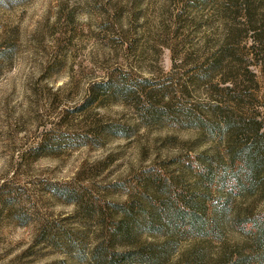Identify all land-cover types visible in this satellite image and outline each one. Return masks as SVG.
<instances>
[{
	"label": "rangeland",
	"instance_id": "374dc122",
	"mask_svg": "<svg viewBox=\"0 0 264 264\" xmlns=\"http://www.w3.org/2000/svg\"><path fill=\"white\" fill-rule=\"evenodd\" d=\"M259 127L264 0H0V264H264Z\"/></svg>",
	"mask_w": 264,
	"mask_h": 264
},
{
	"label": "trees",
	"instance_id": "16d2710c",
	"mask_svg": "<svg viewBox=\"0 0 264 264\" xmlns=\"http://www.w3.org/2000/svg\"><path fill=\"white\" fill-rule=\"evenodd\" d=\"M110 83L103 84L101 87L106 88ZM258 140L252 139L231 159L232 171L236 175L238 185L245 193H252L256 179L264 173V134L260 133V127L256 130ZM255 137V138H256ZM263 182V181H262ZM261 182V183H262ZM188 201L179 196L171 204L172 220L179 226H190L197 232H203L205 229H214L216 221L212 218L207 219L199 213H191L188 207ZM192 210V209H191ZM193 211V210H192ZM250 230L253 232L254 242L260 248L264 245V213L252 223H249ZM138 255L136 252H110L107 249L101 253L98 249L93 260L100 264H131L133 257Z\"/></svg>",
	"mask_w": 264,
	"mask_h": 264
}]
</instances>
